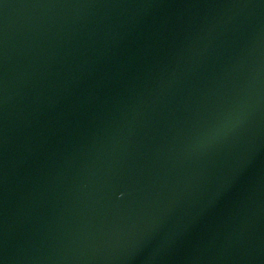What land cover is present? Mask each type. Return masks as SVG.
Masks as SVG:
<instances>
[{
  "label": "water",
  "instance_id": "obj_1",
  "mask_svg": "<svg viewBox=\"0 0 264 264\" xmlns=\"http://www.w3.org/2000/svg\"><path fill=\"white\" fill-rule=\"evenodd\" d=\"M0 264H264V0H0Z\"/></svg>",
  "mask_w": 264,
  "mask_h": 264
}]
</instances>
